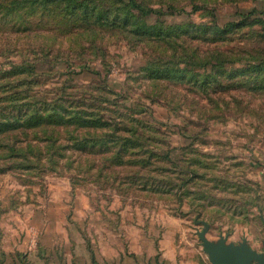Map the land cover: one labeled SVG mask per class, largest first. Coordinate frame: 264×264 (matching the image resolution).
<instances>
[{"label": "rangeland", "instance_id": "374dc122", "mask_svg": "<svg viewBox=\"0 0 264 264\" xmlns=\"http://www.w3.org/2000/svg\"><path fill=\"white\" fill-rule=\"evenodd\" d=\"M11 1L0 0V69L48 61L34 90L118 99L121 109L101 112L120 116L119 138L133 128L148 153L111 160L115 149L101 141L52 169L46 160H0V264H115L134 239L168 234L201 249L202 222L210 240L245 238L263 252L264 0H137L155 10L146 22L162 26L169 46L100 29L94 42L77 43L37 14L25 21L26 7L8 13ZM118 1L96 0L107 10ZM157 58L190 72L152 79Z\"/></svg>", "mask_w": 264, "mask_h": 264}, {"label": "trees", "instance_id": "16d2710c", "mask_svg": "<svg viewBox=\"0 0 264 264\" xmlns=\"http://www.w3.org/2000/svg\"><path fill=\"white\" fill-rule=\"evenodd\" d=\"M8 6L5 7L8 13L26 7L27 22L28 18H33L37 14L43 18L42 20L48 19L61 25V28L63 26L65 35H76L73 41L77 43L83 37H88L94 42L97 37L96 31L100 29L110 31L111 35L124 33L135 43L146 39L170 45L169 40L162 39L165 33L162 26L156 30L154 27L158 25L154 19L151 23L146 22V17H154L155 10L149 7L144 9L137 0L113 2V9L110 10L103 8L96 0H12ZM242 15L246 18L249 13ZM72 28L76 32L71 33ZM176 43L172 41L170 46L174 51H177ZM225 61L230 60H222L219 64H224ZM64 63L68 64L66 61ZM180 63L184 62H177L174 64L175 68L171 69L164 64L163 59L157 58L154 63H150L148 75L155 80L171 75L177 79L184 77L190 69L180 68ZM205 63L195 64L197 67H204ZM49 64L48 61L42 60L35 63L21 60L12 62L10 68L0 69V160L6 162L20 160L28 163L27 165L46 160L44 165L52 169L59 160L68 164V160H82L87 143L97 146L101 141L105 142L106 151L112 147L115 149L111 160H131L132 156L148 153L143 146L144 143L138 137L134 139L133 128H125L127 136L119 138L118 135H121L119 131L124 127L122 122L117 120L120 116L105 117L104 111L113 112L114 108H122L123 103L118 99L72 100L57 96L49 97L45 92L34 90L40 85L38 80L44 75V70L49 71ZM58 64L64 66L62 63ZM72 65L73 63L65 65L69 73L73 72ZM257 67L260 65L255 66ZM78 69L81 72L98 74L96 70H91L86 65H80ZM191 75L197 74L191 71ZM106 86L104 83L105 89ZM91 130L94 131L92 136L90 132L86 133ZM136 149L140 150L136 152ZM150 153L157 154L153 150ZM128 154L129 157L124 158V155ZM141 160H151V157Z\"/></svg>", "mask_w": 264, "mask_h": 264}, {"label": "crops", "instance_id": "0c3cea01", "mask_svg": "<svg viewBox=\"0 0 264 264\" xmlns=\"http://www.w3.org/2000/svg\"><path fill=\"white\" fill-rule=\"evenodd\" d=\"M168 235L157 239V243L152 239L141 242L134 239L136 243L131 240L134 243L120 259L114 260L115 264H210L201 249L186 246L190 245V239L181 238L187 242L182 244L175 236Z\"/></svg>", "mask_w": 264, "mask_h": 264}, {"label": "water", "instance_id": "95a60500", "mask_svg": "<svg viewBox=\"0 0 264 264\" xmlns=\"http://www.w3.org/2000/svg\"><path fill=\"white\" fill-rule=\"evenodd\" d=\"M202 224L203 228L196 234L210 264H264V245L263 252H257L248 245L245 238L239 243L229 242L227 235H219L215 241L210 240L207 237L209 225L205 222Z\"/></svg>", "mask_w": 264, "mask_h": 264}]
</instances>
